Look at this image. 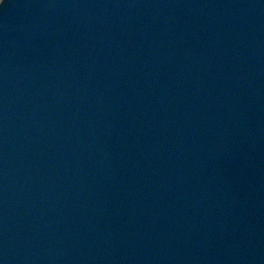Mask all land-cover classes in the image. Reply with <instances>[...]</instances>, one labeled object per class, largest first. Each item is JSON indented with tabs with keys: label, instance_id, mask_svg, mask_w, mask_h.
Returning a JSON list of instances; mask_svg holds the SVG:
<instances>
[{
	"label": "water",
	"instance_id": "obj_1",
	"mask_svg": "<svg viewBox=\"0 0 264 264\" xmlns=\"http://www.w3.org/2000/svg\"><path fill=\"white\" fill-rule=\"evenodd\" d=\"M0 264H264V0H2Z\"/></svg>",
	"mask_w": 264,
	"mask_h": 264
},
{
	"label": "clouds",
	"instance_id": "obj_2",
	"mask_svg": "<svg viewBox=\"0 0 264 264\" xmlns=\"http://www.w3.org/2000/svg\"><path fill=\"white\" fill-rule=\"evenodd\" d=\"M0 3H2V0H0Z\"/></svg>",
	"mask_w": 264,
	"mask_h": 264
}]
</instances>
